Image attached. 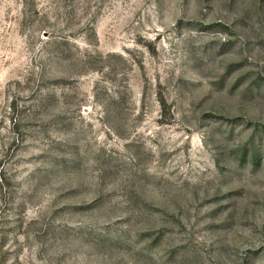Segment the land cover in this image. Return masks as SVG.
<instances>
[{
	"label": "rangeland",
	"instance_id": "1",
	"mask_svg": "<svg viewBox=\"0 0 264 264\" xmlns=\"http://www.w3.org/2000/svg\"><path fill=\"white\" fill-rule=\"evenodd\" d=\"M0 264H264V0H0Z\"/></svg>",
	"mask_w": 264,
	"mask_h": 264
}]
</instances>
